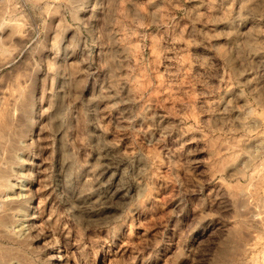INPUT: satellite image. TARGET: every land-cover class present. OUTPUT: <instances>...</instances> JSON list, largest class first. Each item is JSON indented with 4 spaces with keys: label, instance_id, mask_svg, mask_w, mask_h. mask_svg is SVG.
Segmentation results:
<instances>
[{
    "label": "rangeland",
    "instance_id": "374dc122",
    "mask_svg": "<svg viewBox=\"0 0 264 264\" xmlns=\"http://www.w3.org/2000/svg\"><path fill=\"white\" fill-rule=\"evenodd\" d=\"M0 43V264H264V0H0Z\"/></svg>",
    "mask_w": 264,
    "mask_h": 264
},
{
    "label": "bare ground",
    "instance_id": "6f19581e",
    "mask_svg": "<svg viewBox=\"0 0 264 264\" xmlns=\"http://www.w3.org/2000/svg\"><path fill=\"white\" fill-rule=\"evenodd\" d=\"M1 44V43H0ZM33 209V208H32ZM33 217H34V213L32 212V214L29 216V220H31V219H33Z\"/></svg>",
    "mask_w": 264,
    "mask_h": 264
}]
</instances>
